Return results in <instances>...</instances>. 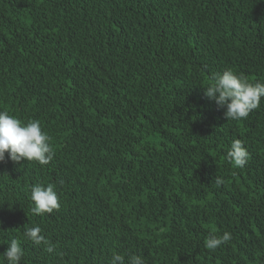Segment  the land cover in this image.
<instances>
[{
	"label": "trees",
	"instance_id": "obj_1",
	"mask_svg": "<svg viewBox=\"0 0 264 264\" xmlns=\"http://www.w3.org/2000/svg\"><path fill=\"white\" fill-rule=\"evenodd\" d=\"M226 69L264 83V0H0V111L54 152L0 162V264L12 239L20 264H264V98L226 119L204 96ZM37 184L58 210L32 212Z\"/></svg>",
	"mask_w": 264,
	"mask_h": 264
},
{
	"label": "clouds",
	"instance_id": "obj_2",
	"mask_svg": "<svg viewBox=\"0 0 264 264\" xmlns=\"http://www.w3.org/2000/svg\"><path fill=\"white\" fill-rule=\"evenodd\" d=\"M204 96L214 101L219 109L224 110V117L234 121L246 119L249 114L260 106L264 98V83L248 82L242 75L226 69L221 74L211 78V82L204 89ZM7 160L13 163L20 161H35L40 165H48L52 161L54 152L50 144V137L40 126L39 120L22 122L7 111H0V162ZM226 160L235 168H244L248 163L249 154L239 139L234 140L227 152ZM224 183L222 178L216 179L219 186ZM32 212L36 215L51 214L60 208V203L54 186L47 187L39 184L31 188ZM24 238L35 245H50V242L41 234L39 226L27 229ZM230 233L222 236H211L207 239L206 247L216 250L219 246L230 241ZM48 252L53 248L49 246ZM24 255L21 241L12 239L3 253L7 264H20ZM110 264H124V256L113 254ZM129 264H145L140 256H130Z\"/></svg>",
	"mask_w": 264,
	"mask_h": 264
}]
</instances>
